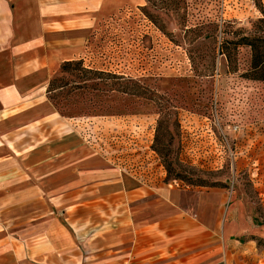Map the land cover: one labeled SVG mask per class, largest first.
<instances>
[{
  "label": "crops",
  "instance_id": "1",
  "mask_svg": "<svg viewBox=\"0 0 264 264\" xmlns=\"http://www.w3.org/2000/svg\"><path fill=\"white\" fill-rule=\"evenodd\" d=\"M146 5L0 0V264H264L226 194L145 186L47 101L103 20Z\"/></svg>",
  "mask_w": 264,
  "mask_h": 264
},
{
  "label": "rangeland",
  "instance_id": "2",
  "mask_svg": "<svg viewBox=\"0 0 264 264\" xmlns=\"http://www.w3.org/2000/svg\"><path fill=\"white\" fill-rule=\"evenodd\" d=\"M100 25L73 62L102 79L60 68L46 91L65 131L145 186L223 192L264 235V0H147Z\"/></svg>",
  "mask_w": 264,
  "mask_h": 264
},
{
  "label": "trees",
  "instance_id": "3",
  "mask_svg": "<svg viewBox=\"0 0 264 264\" xmlns=\"http://www.w3.org/2000/svg\"><path fill=\"white\" fill-rule=\"evenodd\" d=\"M248 45L252 48V51L254 53V61H253V70H252V80H256V81H264V77L263 78H260L261 75L264 74V67H263V64L260 62L261 61V58H260V50H259V47L257 46L256 42H248ZM78 69L77 71L79 72H84L86 74H93L95 77H98L97 79L98 80H101L102 77L104 76V73L102 72H93V71H90V70H85L83 68V64L82 62H67V63H64L63 66L61 67L63 73H70L71 70H75V69ZM84 69V70H83ZM56 84H57V80L53 79L50 81L49 85H48V93L49 94H52L54 92L57 91V88L56 87ZM89 132V134L85 133L83 134L85 137V139L90 143L92 144L93 147H96L98 150H100L101 152L103 151L104 147H102V145L100 144L99 145V141H101V139H97L96 140V136L93 135V130L92 129H88L87 130ZM130 150H134L136 152L139 151H144L146 152L147 149H143L142 147H140L139 144L137 143H132L130 144V147H129ZM148 152L150 153H153V146L150 148V150H148ZM103 153V152H102ZM104 154V153H103ZM105 155V154H104ZM106 156V155H105ZM113 161H119L120 158L117 157V158H112ZM255 240V238H253ZM256 241V240H255ZM264 242L260 239L257 244H258V247L260 248V246H262Z\"/></svg>",
  "mask_w": 264,
  "mask_h": 264
}]
</instances>
